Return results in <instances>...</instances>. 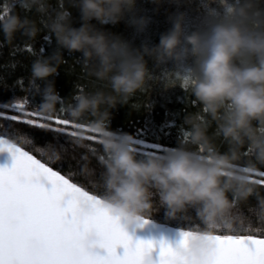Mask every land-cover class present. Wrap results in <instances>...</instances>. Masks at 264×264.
<instances>
[{"label":"trees","instance_id":"trees-1","mask_svg":"<svg viewBox=\"0 0 264 264\" xmlns=\"http://www.w3.org/2000/svg\"><path fill=\"white\" fill-rule=\"evenodd\" d=\"M0 137L133 217L264 239V0H0Z\"/></svg>","mask_w":264,"mask_h":264},{"label":"water","instance_id":"water-1","mask_svg":"<svg viewBox=\"0 0 264 264\" xmlns=\"http://www.w3.org/2000/svg\"><path fill=\"white\" fill-rule=\"evenodd\" d=\"M0 264H264V239L133 217L0 137Z\"/></svg>","mask_w":264,"mask_h":264}]
</instances>
